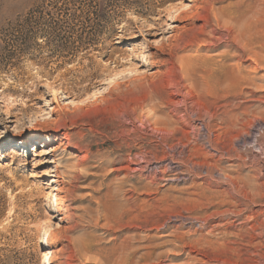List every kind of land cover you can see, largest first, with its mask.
<instances>
[{
	"label": "rangeland",
	"instance_id": "rangeland-1",
	"mask_svg": "<svg viewBox=\"0 0 264 264\" xmlns=\"http://www.w3.org/2000/svg\"><path fill=\"white\" fill-rule=\"evenodd\" d=\"M202 1L0 0V264H58L68 244L118 264L128 243L131 264H264V51L241 95L197 77L264 0Z\"/></svg>",
	"mask_w": 264,
	"mask_h": 264
},
{
	"label": "bare ground",
	"instance_id": "bare-ground-1",
	"mask_svg": "<svg viewBox=\"0 0 264 264\" xmlns=\"http://www.w3.org/2000/svg\"><path fill=\"white\" fill-rule=\"evenodd\" d=\"M203 2V4H204V6L207 4V1L206 2H204V0L202 1ZM209 4V3H208ZM201 9V11L205 14L204 16H201L199 13H196L195 15L197 16V17H199L200 18V20L202 21V29H207L211 24H210V18H209V10L208 9H206L205 7H201L200 8ZM263 10H264V8H263ZM262 9L260 10V11H258L257 13H256V18L254 17V19H252V21H248L247 23H244V25H242V26H245V24H246V26L243 28V29H240V30H236V32L235 31H233L232 29L234 28V26H233V28H231V27H229V28H227V27H224V32H225V34H221V36L219 37V38H217V44H212L211 45V49L212 50H217V49H219V48H221V46H223V45H226L225 46V48H227L228 49V51L224 54V55H222V61H213V60H211V59H209L208 58V60L206 61V63L203 65V68H202V71H201V73H200V75H197V77H198V79H201V81L204 83V84H206V86L208 87L207 88V94L209 95V96H212L214 99H219V100H221V99H227L228 98V96H229V94L231 93V92H233L234 91V93H237L238 95H241L242 94V87H243V85H246L247 84V78L245 77V76H243L242 75V70H243V67H242V65H243V63H245V58L247 57V56H249V55H251L249 58H248V60L249 61H251V62H254L257 66L259 65V62H260V57H259V53H257L258 51V49H259V51L261 50V51H264V11H263ZM213 15V14H212ZM227 15V14H226ZM229 16V15H228ZM213 18H214V20L216 21V23H218V19H217V17L215 16V15H213L212 16ZM236 21L237 20H235L234 22H235V24H236ZM218 26V25H217ZM236 28V27H235ZM242 28V27H241ZM218 32H216V34H217ZM233 34H235L236 36H233ZM262 42H263V44H262ZM257 49V50H256ZM225 52V51H224ZM221 57V56H220ZM258 58H259V60H258ZM207 59V58H206ZM247 60V59H246ZM187 61V60H186ZM259 61V62H258ZM200 62V61H199ZM204 62V61H203ZM194 64V63H193ZM202 64V63H201ZM196 65V64H195ZM206 91V90H205ZM198 95H199V93H198ZM208 95H206V96H208ZM116 99V98H115ZM109 100H110V98H109ZM206 100V99H205ZM201 106V105H200ZM221 107V106H220ZM216 110V109H215ZM127 114H128V112H127ZM188 114V113H187ZM211 117V116H210ZM238 118V117H237ZM151 119V118H150ZM141 120V119H140ZM155 121V120H154ZM203 122V121H202ZM182 124V123H181ZM154 126V125H153ZM184 126V125H183ZM159 127H161V125L159 126ZM167 127V126H166ZM201 129V128H200ZM205 129V128H204ZM204 129H202V130H204ZM157 130V129H156ZM173 131H175V130H173ZM208 131V130H207ZM160 132V131H159ZM170 132V131H169ZM153 134V133H152ZM159 134V133H158ZM210 135V134H209ZM145 138V137H144ZM157 138V137H156ZM220 139V138H219ZM167 141V140H166ZM209 142V141H208ZM121 143V142H120ZM210 144H211V142H210ZM174 146V145H173ZM210 146V145H209ZM256 146V145H255ZM254 146V147H255ZM191 148V147H190ZM210 148V147H209ZM255 148H257L258 150H261L260 148H258V147H255ZM175 149V148H174ZM210 149H212V148H210ZM232 150H234V149H232ZM192 151V150H191ZM193 152V151H192ZM234 152V151H233ZM256 152H258V151H256ZM193 155V154H192ZM231 155V154H230ZM35 156H37V155H35ZM209 156V155H208ZM257 156V155H256ZM210 157V156H209ZM179 158V157H178ZM206 158V157H205ZM204 158V159H205ZM222 158V157H221ZM173 160V159H172ZM220 160V159H219ZM175 161V160H174ZM255 162V161H254ZM150 163H153V162H150ZM146 164V166H148V165H151V164ZM173 163V162H172ZM176 163H177V161H176ZM189 163H190V161H189ZM191 163H192V161H191ZM156 164V163H155ZM183 164V163H182ZM194 164V163H193ZM200 164V163H199ZM205 164V163H204ZM169 165V164H168ZM191 165V164H190ZM198 165V164H197ZM196 165V166H197ZM201 165V164H200ZM145 166V167H146ZM166 166V165H165ZM172 166V165H171ZM144 167V166H143ZM198 167V166H197ZM201 167V166H200ZM206 167V166H205ZM128 168V167H127ZM158 168V167H157ZM157 168H155V169H157ZM174 168V167H173ZM179 168H180V166H179ZM194 168H196V167H194ZM199 168V167H198ZM197 168V169H198ZM207 168V167H206ZM144 169V168H143ZM147 169V168H146ZM145 169V170H146ZM149 169H151V168H149ZM167 169V168H166ZM165 169V170H166ZM169 169V168H168ZM172 169V168H171ZM188 169V168H187ZM190 169V168H189ZM213 169V168H212ZM142 170V169H141ZM153 170V169H152ZM160 170V169H159ZM174 170V169H173ZM202 170V169H201ZM126 171H127V173L129 172V169H126ZM144 171V170H143ZM192 171H194V170H192ZM192 171H191V173H192ZM198 171V170H197ZM199 171H200V169H199ZM207 171H209L208 169H207ZM212 171V170H211ZM215 171V170H214ZM167 172H168V170H167ZM202 172H204V171H202ZM213 172V171H212ZM224 172V171H223ZM126 173V174H127ZM154 173H157V171L156 172H154ZM194 173V172H193ZM206 173V172H205ZM208 173V172H207ZM206 173V174H207ZM216 173V172H215ZM179 174V173H178ZM181 174H182V171H181ZM186 174H188V170H187V173ZM200 175H201V172L199 173ZM208 174H210V172L208 173ZM184 175H185V173H184ZM193 175V174H192ZM191 175V176H192ZM195 175V174H194ZM213 175H214V173H213ZM166 176V175H165ZM169 176V175H168ZM180 176V175H179ZM186 176V175H185ZM184 176V177H185ZM188 176V175H187ZM204 176V175H203ZM202 176V177H203ZM208 176H210V179L212 178V176H211V174L210 175H208ZM208 176H207V178H208ZM155 177V176H154ZM170 178H167L166 179V181H169V182H176L179 178H177L176 177V175H174L173 177L170 175L169 176ZM180 177H182V176H180ZM195 177H198V176H195ZM195 177H193V178H195ZM216 177H218L219 178V175L218 176H216ZM127 178V181L129 180V177H126ZM199 178H201V177H199ZM217 178V179H218ZM220 178H221V176H220ZM164 180H165V178H163ZM183 179V178H182ZM203 179V178H202ZM209 179V178H208ZM209 179V180H210ZM213 179V178H212ZM222 179V178H221ZM156 180V179H155ZM184 180V179H183ZM189 180V179H188ZM222 180H224V182L225 183H227V186H229V188H230V192H231V195L229 196V198L230 199H232L233 201H234V204L233 203H228V201H227V203L228 204H232L234 207L236 206V205H238V206H241V207H244V209L242 210V211H238V213L236 214V216H237V218H243V216L245 215V214H247V215H249V216H247V217H245V218H243L244 219V221L246 222H250V221H254L255 219H252L253 217H252V215L253 214H256V212H255V207H250L249 205H250V203H251V201H250V199L248 198V197H246L245 195H242L241 193H240V189L238 190L237 189V184L236 183H234V182H232L231 180H230V178H227V177H223V179ZM180 181H182V180H180ZM179 181V182H180ZM214 181V180H213ZM126 182V181H125ZM216 182V181H215ZM218 182V181H217ZM216 182V183H217ZM128 184V183H127ZM106 190V189H105ZM127 190H130V189H127ZM126 190V191H127ZM156 191V190H155ZM244 192V191H243ZM117 193V192H116ZM123 193V192H122ZM131 193V192H130ZM127 194V193H126ZM112 195V194H111ZM107 196H109V194H105V197H107ZM113 196H115V194H113L112 195V199H114L115 197H113ZM125 196H127V195H125ZM110 197V196H109ZM116 200V199H115ZM114 200V201H115ZM118 200V199H117ZM116 200V201H117ZM126 200V199H125ZM122 201V200H121ZM120 201V202H121ZM224 201V200H223ZM223 201L221 202V203H223ZM115 204H117V203H115ZM125 204V203H124ZM214 204V203H213ZM225 204V203H224ZM251 204H253V202L251 203ZM119 205V204H118ZM117 205V206H118ZM128 205V204H127ZM126 204H125V206H127ZM226 205V204H225ZM124 205L121 207L120 206V210H121V208H123V207H125ZM163 206V205H162ZM165 206V205H164ZM231 206V205H230ZM104 207V206H103ZM167 207V206H166ZM236 208V207H235ZM104 210V209H103ZM127 210V209H126ZM129 210V209H128ZM127 210V211H128ZM140 210V209H139ZM123 211H125V210H123ZM131 211V210H130ZM130 211H128V212H130ZM114 212V211H113ZM127 212V213H128ZM148 213V212H147ZM232 213V212H231ZM129 214V213H128ZM128 214H127V216H128ZM137 214V213H136ZM180 215V214H179ZM174 216V215H173ZM176 216V215H175ZM181 216V215H180ZM174 217V219L175 220H177L178 222H179V224H180V226H183L182 224H185V223H187V224H190V222H188L187 221V219H184L182 216L181 217ZM130 217V216H129ZM169 217H171L170 215H169ZM161 218V217H160ZM178 218V219H177ZM236 218V217H235ZM128 219V218H127ZM126 219V220H127ZM165 219H167V218H165ZM172 219V218H171ZM191 219V221L193 220V218L191 217L190 218ZM131 220V219H130ZM194 220H196V218L194 219ZM197 220H199V219H197ZM129 221V220H128ZM135 221V220H134ZM174 221V220H173ZM183 222H185V223H183ZM193 222V221H192ZM195 222V221H194ZM193 222V223H194ZM196 222H200V221H196ZM168 223H170V222H168ZM128 224V223H127ZM196 224V223H195ZM199 224V223H198ZM200 224H204L203 223V221H202V223H200ZM259 224V223H258ZM258 224H256V222H255V224H253L252 225V227L250 228L252 231H256V230H261V232H264V226H262L261 225V229L259 228V226L260 225H258ZM162 225V224H161ZM129 226H130V223H129ZM128 226V227H129ZM199 226V225H198ZM154 227V226H153ZM162 227H163V225H162ZM159 228V227H158ZM201 228V227H200ZM163 229V228H162ZM240 230V229H239ZM238 230V231H239ZM262 234V233H261ZM248 235V234H247ZM246 235V236H247ZM249 236H251V235H249ZM260 237V236H259ZM252 238H253V236H252ZM262 238V237H261ZM145 239V238H144ZM130 240V239H129ZM45 242H46V244H48V245H46V246H44L43 248L44 249H50L51 248V246H53V244L55 245V243L57 242V240H54V241H52V242H50V241H48L47 239L45 240ZM252 242V241H251ZM140 243V242H139ZM220 243V242H219ZM132 245L131 244H129L128 243V245L126 246V249L128 248L129 249V251H130V247H131ZM67 250H68V252H69V255L67 256V257H65V259L63 260V261H58V264H76L75 263V260H74V258H75V255H76V253H75V249L73 248V247H71L70 246V244H68L67 245ZM226 248H227V246H226ZM133 249V248H132ZM145 249V248H144ZM117 250V249H116ZM128 251V253H127V255H125L124 256V259L122 258V260H121V258H119L120 259V261H118V264H131V259H132V253H130ZM133 251V250H132ZM117 252V251H116ZM49 253H47V254H44L43 256L44 257H47V255H48ZM117 255V254H116ZM108 257V256H107ZM141 259V258H140ZM109 260V259H108ZM112 260V259H111ZM118 260V259H117ZM105 262V261H104ZM111 262V261H110ZM114 262V261H113ZM107 263V262H106ZM96 264H98V263H96ZM117 264V263H116Z\"/></svg>",
	"mask_w": 264,
	"mask_h": 264
}]
</instances>
